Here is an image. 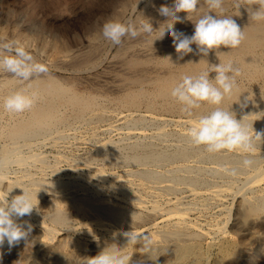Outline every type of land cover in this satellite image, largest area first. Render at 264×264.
<instances>
[{"label":"bare ground","instance_id":"1","mask_svg":"<svg viewBox=\"0 0 264 264\" xmlns=\"http://www.w3.org/2000/svg\"><path fill=\"white\" fill-rule=\"evenodd\" d=\"M144 1H120L121 8L117 11L113 9L115 13L108 20H119L132 6V13L137 14V20H148L152 24L154 31L151 34L142 33L135 39L126 38L113 56L107 41L101 42V36L99 41L96 40L98 36L95 34L90 36V45L86 50L77 49L59 62L70 66L80 75L91 74L101 65L108 63L110 68L116 70V73L112 74V86L118 91L116 95L81 93L74 90L71 83L51 75L42 74L28 82H22L10 77L9 73L0 71L2 169L10 167L13 163L26 165L31 161L44 165L47 161L42 153L24 155L25 150L30 149L35 140L59 142L66 138L67 129L73 125L72 122L98 123L108 119L112 109H124L127 111L124 122L128 125L125 135L137 138L132 142L123 141V144L119 143L121 140L99 141L94 146L95 153L88 159L75 160L73 167L78 170L82 164L101 160L108 166H126L127 170L121 175L109 176L105 169L92 166L87 168L86 173L62 178L57 164H53L47 168L53 172L52 178L37 176L23 169L13 178L0 176V181L6 177L7 189L11 191L15 188L12 193L17 195L22 193L21 188L27 189L33 201L38 198L39 193L53 194L55 203L49 206L47 219L53 225L60 226L59 228L76 229L73 223L75 219L78 226L86 225L90 233L98 230L102 236L109 234L113 237L110 240H101L100 235L98 239H94L96 250L99 248L101 251L107 246L116 245L121 251L126 245L123 232L133 230L138 233V228H146L150 229L149 236L153 240L149 250L153 255L159 254L160 249L172 242L175 256L174 260L167 264H198L201 259L200 251L193 240L202 237L204 231L190 224V212L209 205L212 199H222L241 176L244 179L238 187V193L243 195L247 209L250 213L264 210V188H260L264 180V170L259 166L260 153L254 150L250 156L255 161L254 165L248 169L240 167L239 175L232 177L227 170L240 166L243 155L228 152L207 153L204 147L192 145L188 132L184 131L176 133V143L168 145L171 137L164 129L167 119L159 117L158 112L174 115L184 113L181 111L182 105L171 96V90L181 82L184 75H197L209 70V65L232 63L239 69V75L236 77L237 87L230 97L225 98L222 107L226 110L231 107L236 113V118L243 119L249 130L251 126L257 131L264 129V20L250 19L247 8L253 7L255 10L258 7L254 5L255 0H240V8L235 6L234 0H225L224 13L216 10L209 14L232 16L245 33L241 45L235 49L221 46L218 50L210 51L207 57L188 53L184 55L183 60H178L180 54L173 46L171 35L166 32L163 39H157L162 28L171 22L159 14L158 8L161 5L172 6L174 0H151L150 4L144 3L142 7ZM208 11L202 0L198 10L189 14L190 20L186 19L187 13H178L185 19L182 23H175L174 29L191 36L194 33L195 21ZM136 25L139 26L140 22ZM191 47L195 49L197 46L193 44ZM215 75L214 72L209 74L210 78ZM255 86L259 88L256 89ZM15 90H24L34 97L35 102L31 109L21 113H9L4 110V97ZM245 103L247 106L242 108L241 105ZM141 107H145L146 113L138 114ZM213 107L203 102L200 109L194 110L193 115H187L188 119L181 122L192 127L201 115L207 114ZM153 123L159 125L158 128L156 126L158 130L156 129L152 137H148L142 128ZM153 137L158 138L163 146H159ZM256 147L264 149V143L257 142ZM206 163H211L212 167ZM208 171L213 173L215 181L210 182L205 177ZM92 177L98 182L94 183V186H91ZM207 185L213 188L211 192L203 191L202 188ZM182 191H186L188 195L184 196ZM171 194L176 196L169 197ZM2 196L0 192V198ZM161 197H165V201ZM185 198L188 202H185ZM159 199L166 205L160 203ZM70 210H74L75 214L72 215ZM57 217H62L63 222H56ZM153 218H162L161 224L152 223ZM48 228L44 231L49 236L59 233ZM81 247L83 245L78 242L61 241L60 249L67 264H76L85 258ZM152 258L151 256L153 261Z\"/></svg>","mask_w":264,"mask_h":264},{"label":"rangeland","instance_id":"2","mask_svg":"<svg viewBox=\"0 0 264 264\" xmlns=\"http://www.w3.org/2000/svg\"><path fill=\"white\" fill-rule=\"evenodd\" d=\"M120 1L123 2V0H0V42L18 41L27 51L33 53L37 62L47 66L48 72L43 75L55 76L64 82H69L74 90L78 92L99 93L101 95L104 94L103 96L116 95L118 91L112 86V74L116 73V70L110 68L108 63L101 65L91 74L83 73L80 75L74 72L70 66L59 62L70 53L76 52L77 49L86 50L90 45V36L96 34L98 36L96 40L99 41L102 38L100 35L102 24L115 13V10L117 11L121 8L122 2ZM150 1L145 0L142 7L145 4H150ZM111 3L112 6H110ZM132 8L130 6L119 21L128 22L133 20V22L136 21L134 22L135 24L137 22H140V24L147 22L143 19L137 20V14L132 13ZM104 41L106 40L102 38L101 42ZM107 43L112 56L124 44L123 42L122 45L114 47L110 41H107ZM9 76L13 77L11 74ZM255 87L256 89L259 88L258 86ZM113 110L110 112L111 116L108 119L98 123L72 122L73 125L67 129L66 138L59 142L35 140L30 149L25 150L26 153L24 152V155L28 156L35 152L42 153L45 155L47 163L41 165L38 162L31 161L26 164L27 166L13 163L10 167L3 168L4 170L0 167V176L13 178L23 169H27L37 176L44 175L52 178L54 174L47 168H50V165L52 166L53 164H57L59 175L62 178L86 173L88 172L87 168L92 166L105 169L108 175L110 174L109 176L123 174L127 170L126 166H108L101 160L82 164L78 170L73 167L75 160L90 158L95 153L96 149L94 146L99 141L111 139L119 142L121 140L119 143L123 144L132 142L137 138H134L135 136L126 137L127 135H125L128 125L124 122V116L127 111L124 109ZM139 113H146L145 107H141L140 111H138ZM158 116H163V119H167L164 129L171 137L168 145L176 141V133L180 131L188 132L191 128L188 123L184 124L181 122L188 119L186 113H176L174 115L172 113L158 112ZM149 125L150 127H148ZM149 125L142 128V130L146 132L148 137H152L159 125L156 123ZM153 139L156 140L157 144L159 143V146H163L158 138L153 137ZM255 151L260 153L259 166L264 170V149L255 147ZM180 163L177 162V164ZM46 165L49 166L47 167ZM206 165L212 167L211 163H206ZM209 173L211 172L208 171L205 177L210 182L215 181L213 173L210 175ZM6 177L0 181V192L3 196L10 192L7 189L8 179ZM243 179L244 177L241 176L234 183L235 185L228 189L230 192H226L224 197H221L222 199H212L209 205L190 212V224H194L195 227L204 231L202 237L193 240L200 251L201 259L198 264H264V210L250 213L247 209L243 202V195L238 193V187L242 185ZM90 180L91 186L98 183L95 177ZM209 186H204L202 188L203 191L206 192L208 190L207 192H211L213 188ZM260 188H264V180L261 182ZM182 194L184 196L188 195L186 191H182ZM15 195L17 194L11 192L10 198ZM171 195L169 197L174 198L176 196L175 194ZM161 198L164 200L165 197ZM54 199L55 196L50 192L39 193L38 198L33 201L37 206L32 214L17 221L18 223H23V221L31 223L33 225L31 233L26 240H21L12 247H9L7 240H5L0 245V264H67L65 256L60 249L61 241L62 243L65 241L81 243L85 258L82 259L83 261H77L76 264H88V259L100 252L99 248H97V251L96 247H94V239H98L100 235L99 239L101 240L113 238L109 234H103L102 236L98 230L90 233L86 225L78 226V221L75 219L73 221L75 227H77L76 229L74 228L75 230H66L59 228L60 226L53 225L48 221L47 214L50 210L49 206L55 203ZM162 199H159L160 203L166 205L165 200L163 201ZM184 200L188 202V199L186 200L185 198ZM200 209L201 211H197ZM70 213L73 215L75 211L70 210ZM152 220V223H157V225L162 222V218H153ZM152 223H150L151 226ZM48 227L59 233L49 236L44 231ZM138 229L137 234L149 235L150 231L148 230L150 229ZM104 237H107V239ZM160 250L164 251L160 252ZM160 250L158 251L159 254L153 255L150 251H143L141 244L138 243L136 245H124L120 253L129 257L128 264H167L169 261L174 260L175 251L172 242L167 243L164 249ZM151 256L153 261L155 258L154 262L151 260Z\"/></svg>","mask_w":264,"mask_h":264},{"label":"clouds","instance_id":"3","mask_svg":"<svg viewBox=\"0 0 264 264\" xmlns=\"http://www.w3.org/2000/svg\"><path fill=\"white\" fill-rule=\"evenodd\" d=\"M201 2L202 0H174L172 6L161 5L158 8L159 14L171 22L162 28L157 39H163L166 32L169 33L176 52L180 54L178 60H183L184 55L188 53L207 57L210 51L218 50L221 46L235 49L245 39L244 31H241L232 16L209 14L216 10L224 13L225 0H203L209 11L195 21L194 33L191 36L175 30L174 24L182 23L185 19L178 13H187L186 19H189V14L196 12ZM234 4L237 8L241 7L240 0H234ZM254 5H258L255 10L253 7L247 8L250 19L264 20V0H255ZM153 31L148 20L139 26L132 20H107L100 28V35L115 47L122 45L126 38L135 39L142 33L151 34ZM193 44L197 46L195 49L191 47ZM0 71L11 74L19 81L28 82L47 73L48 68L45 64L37 62L34 55L18 41L10 40L0 42ZM211 72L216 73L214 78H210ZM238 75L239 69L232 63L209 65L207 71L197 75H184L181 82L171 90V96L182 105L181 111L189 116L194 114V110L200 109L203 102L214 106L213 110L199 117L189 129L188 135L192 145L204 147L207 153L228 152L243 155L240 166L227 170L232 177L239 175L240 167L248 169L254 165L255 161L250 156L257 142L264 143V129L257 131L251 126L249 130L243 119L236 118V113L231 107L227 110L222 107L225 98L230 97L237 87ZM34 102V97L24 90H15L4 97L2 106L9 113H21L31 109ZM246 106V103L241 105L242 108ZM21 189V194L10 198L11 190L0 198V245L7 240L9 247H12L21 240H26L33 229V225L28 221L17 222L25 216H30L37 206L33 203L31 193L25 188ZM56 222L62 223L63 218L57 217ZM122 235L126 238V245L139 243L145 252L149 251L153 244L152 238L147 234H137L130 230ZM128 260L129 257L121 255L116 245H110L89 258L88 264H128Z\"/></svg>","mask_w":264,"mask_h":264}]
</instances>
